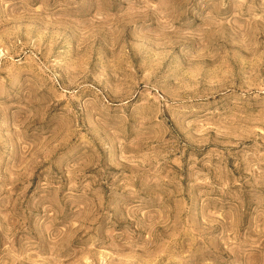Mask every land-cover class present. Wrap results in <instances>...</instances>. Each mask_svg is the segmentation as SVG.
Masks as SVG:
<instances>
[{
    "label": "rangeland",
    "instance_id": "1",
    "mask_svg": "<svg viewBox=\"0 0 264 264\" xmlns=\"http://www.w3.org/2000/svg\"><path fill=\"white\" fill-rule=\"evenodd\" d=\"M0 264H264V0H0Z\"/></svg>",
    "mask_w": 264,
    "mask_h": 264
}]
</instances>
